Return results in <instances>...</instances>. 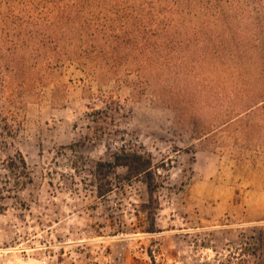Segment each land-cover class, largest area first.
Wrapping results in <instances>:
<instances>
[{
	"label": "rangeland",
	"instance_id": "obj_1",
	"mask_svg": "<svg viewBox=\"0 0 264 264\" xmlns=\"http://www.w3.org/2000/svg\"><path fill=\"white\" fill-rule=\"evenodd\" d=\"M11 5L0 2V264H264V7L249 5L241 44H78L49 10ZM109 103L118 122H95ZM124 138L161 174L154 232L140 179L97 194L96 163Z\"/></svg>",
	"mask_w": 264,
	"mask_h": 264
},
{
	"label": "trees",
	"instance_id": "obj_2",
	"mask_svg": "<svg viewBox=\"0 0 264 264\" xmlns=\"http://www.w3.org/2000/svg\"><path fill=\"white\" fill-rule=\"evenodd\" d=\"M13 1L21 4L25 13L42 15L49 10V27L55 30L62 24L63 31L78 30V44H241L248 31L242 22L249 5L254 2L264 7V0H0L9 8ZM51 14H55L54 20ZM134 68L141 72L146 66L138 63ZM121 108L109 103L95 110L94 121L116 124ZM126 141L124 138L112 161L96 163L97 194L105 197L118 185L140 179L148 193L142 205L150 222L148 231L154 232L159 208L157 192L163 185L161 174L150 153L128 146ZM16 157L12 167L17 168L19 179L30 181L25 157L21 152ZM120 168L125 171L121 173ZM2 202L0 195V209L4 208Z\"/></svg>",
	"mask_w": 264,
	"mask_h": 264
}]
</instances>
